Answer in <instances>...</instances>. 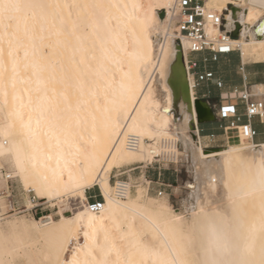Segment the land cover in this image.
Listing matches in <instances>:
<instances>
[{"label": "bare ground", "instance_id": "obj_1", "mask_svg": "<svg viewBox=\"0 0 264 264\" xmlns=\"http://www.w3.org/2000/svg\"><path fill=\"white\" fill-rule=\"evenodd\" d=\"M9 2L19 7L0 16V161H10L38 198L77 195L83 205L73 216L61 212L59 221L51 216L33 220L32 227L15 226L8 253L43 239L46 264H227L232 257L208 250L205 236L210 225L230 221L238 208L255 212L264 203V143L205 150L193 136L197 115L185 64L188 43H176L172 30L177 0ZM206 3L226 11V28L238 30L234 42L242 63L264 58V0H248L247 6ZM160 31L163 41L157 39ZM181 80L188 83V100ZM131 133L141 138L136 150L125 145ZM171 136L174 148L180 140L192 142L202 183L215 187L219 179L223 187L205 205L200 183V211L190 218L175 214L170 204L147 202L145 187L123 199L113 195L112 170L153 160L161 151L159 139ZM95 185L105 201L100 212L84 201ZM71 238L77 243L65 257ZM27 253L22 256L29 258Z\"/></svg>", "mask_w": 264, "mask_h": 264}, {"label": "rangeland", "instance_id": "obj_2", "mask_svg": "<svg viewBox=\"0 0 264 264\" xmlns=\"http://www.w3.org/2000/svg\"><path fill=\"white\" fill-rule=\"evenodd\" d=\"M206 1V0H205ZM234 1L239 4H243L244 6L248 5V0H229ZM228 6L232 9V4H228ZM236 6V5H235ZM226 14V11L223 12ZM177 25L175 23V18L172 19V30L175 34ZM228 30V29H227ZM231 31V30H229ZM234 30H232L233 32ZM163 32V31H162ZM160 33V34H159ZM157 35V39L159 41L164 40V33L161 34V31ZM236 39L239 38L235 37ZM179 41L176 39V43ZM241 51V50H240ZM238 57V62L240 59V52H235ZM242 53V52H241ZM209 58V57H208ZM211 60L208 59L205 63L209 65ZM233 60H225L221 63V70L226 74L230 75L232 79H237L241 75L238 72L237 68L229 67L228 64ZM261 62V63H259ZM245 63H255L251 65H264V58L259 59L257 56L248 57ZM255 72V77L261 75L257 70ZM205 90L204 87L200 88V92ZM225 92V91H224ZM224 96H230L231 94L223 93ZM235 97L234 94L231 95ZM221 121V130L225 125L222 124ZM191 130L188 133L191 135ZM193 133V129H192ZM230 139H227L226 136L221 134L220 140L217 142H208L210 145L216 143L218 145V149L224 148L228 145H238L241 144L240 141L235 137L233 133H229ZM172 137V136H171ZM164 138V137H163ZM162 138V139H163ZM176 137H172L169 147L172 152L179 158V164L177 165V172L179 177L178 181L175 182L172 186L159 185L152 182L153 177L159 171H174L173 169L164 168L163 165L153 164L149 165L148 163L154 161L153 160H141L137 162H133L130 164H122L120 166L115 167L110 173V182L114 185V181L120 178H128L131 180L134 185L132 194H135L139 187L147 188V202L150 198H153L156 203L170 204L171 209L178 215H185L187 218L191 217L192 212H199V203L203 199L205 205H208L214 202L218 197L222 194V184L220 180L216 182L215 187L208 186L207 183L201 182V175H199V166L195 164L194 154H193V144L192 142L180 140L178 146L176 148L173 147V142ZM161 139V140H162ZM161 140L159 139L158 143L161 144ZM228 143V144H227ZM192 144V145H191ZM204 147V146H203ZM212 149V148H205ZM161 150V145H160ZM161 154V151L159 155ZM194 161V162H193ZM196 168H195V167ZM197 170V171H196ZM198 172V173H196ZM200 183H202V190L205 191L203 193V198L198 199L195 192L198 187H200ZM196 185V189L188 188V185ZM165 190L164 193L168 195L159 196L158 191ZM201 190V191H202ZM202 191V192H203ZM29 192V193H28ZM0 194L6 198L4 205V210L0 216V264H22V262H35L37 264H46V260L44 258V251L46 250V242L43 239H35L31 242L25 243L21 248L14 247L15 255H11L8 253V249L12 246V240L16 235L15 226L20 223L26 222L29 226L32 227L33 220L46 216L52 215L56 221L61 219V212L65 216H73L76 211H78L82 207V201L77 197V195H68L61 199H56L52 201H47V199L38 198L32 190H26L13 167L11 166L10 161L2 159L0 161ZM101 190L98 185L93 186L92 188L87 189L86 195H96V199L100 198ZM102 196V195H101ZM209 197V198H208ZM94 198H92L93 200ZM91 200V199H90ZM199 200V201H198ZM86 203V200H84ZM7 209V210H6ZM144 239L147 240L153 246H157V242L151 237L150 234H145ZM79 241H83V238H79ZM77 240L75 238L70 239V243L67 245V252L64 255L68 256L69 252L72 250L74 245H76ZM27 251L29 258L26 256H22L24 252Z\"/></svg>", "mask_w": 264, "mask_h": 264}, {"label": "built area", "instance_id": "obj_3", "mask_svg": "<svg viewBox=\"0 0 264 264\" xmlns=\"http://www.w3.org/2000/svg\"><path fill=\"white\" fill-rule=\"evenodd\" d=\"M174 18L177 25L176 39L181 41V38H184L188 43V55L187 58L185 56V64L188 75H191L193 79L195 98L197 99L198 87L203 83L212 82L221 89L224 88L225 82L222 78L216 77L213 71H198L199 61L195 57L199 54L208 53L210 58L205 56L203 58L205 63L208 59L218 61L222 55L240 52L234 42L235 38L232 36V31L227 30L225 26V14L208 7L205 0H177ZM245 67L246 64L241 61L239 67L242 79L241 87H236L229 92L235 97L221 95L217 117L221 121H227L222 127L221 134L223 136L230 139L229 133L231 132L241 144L245 143L257 147L264 142V129L259 130L257 127V125H264V81L251 83ZM259 135H262V141L257 140ZM197 138L201 143L198 130ZM171 139L172 137H164L161 140V154L155 157L154 161L148 163L149 165L155 163L177 172L176 167L180 157L178 158L170 151L169 142ZM216 139L215 135L210 136V142H215ZM140 142L141 138L136 134H127L125 137V145L130 150H136ZM132 189L133 184L129 177L116 179L113 185V195L118 199H123ZM164 191L159 190L157 193L161 196ZM101 195L99 199H96V195L87 196L86 203L91 211L100 212L104 208L105 201ZM92 198L94 199L92 200ZM51 216L46 215L42 218H50Z\"/></svg>", "mask_w": 264, "mask_h": 264}, {"label": "clouds", "instance_id": "obj_4", "mask_svg": "<svg viewBox=\"0 0 264 264\" xmlns=\"http://www.w3.org/2000/svg\"><path fill=\"white\" fill-rule=\"evenodd\" d=\"M205 242L211 252L231 256L227 264H264V203L255 212L240 207L230 221L210 225Z\"/></svg>", "mask_w": 264, "mask_h": 264}, {"label": "crops", "instance_id": "obj_5", "mask_svg": "<svg viewBox=\"0 0 264 264\" xmlns=\"http://www.w3.org/2000/svg\"><path fill=\"white\" fill-rule=\"evenodd\" d=\"M236 53L228 54V55H222L218 61H210L209 65L207 63L203 62V58L205 56L210 58V55L208 53L204 55H196V59L199 61V68L198 71H213L218 78H222L225 82L224 88H220L217 85H215L212 82H206L203 83L200 87L197 89V98L203 100L208 106L211 107L213 113H214V120L201 123L195 126V124L192 125L193 129V136L197 138V130L199 132L200 140L202 146L205 148H217L218 145L216 143L209 144L210 142V136L215 135L217 137L216 141L220 140L221 138V119H218L217 117V111L219 109V106L221 104V95L223 93H228L232 91L234 88H240L242 84L241 75L237 79H232L230 75L226 74L221 70V63H223L225 60H233L231 63L228 64L229 67H235L238 69V72L240 73L239 67L241 65V61L238 62V57L235 55ZM242 55V53H241ZM243 60V57H242ZM244 62V60H243ZM245 63V62H244ZM261 63V62H259ZM255 63H246V73L248 74L249 80L251 83H262L264 81V65H251ZM255 70H257L261 75L255 77ZM241 74V73H240ZM204 87L205 90L203 92H200V88ZM225 91V92H224ZM224 96V95H223ZM223 125L227 123V121H222ZM197 124V123H196ZM259 130L264 129V125H257ZM197 128V130H196ZM257 140L262 141L263 137L262 135H259L257 137ZM264 143V142H262ZM261 143V144H262ZM178 173L175 171H160L153 177V182L159 185H173L175 182L178 181Z\"/></svg>", "mask_w": 264, "mask_h": 264}, {"label": "water", "instance_id": "obj_6", "mask_svg": "<svg viewBox=\"0 0 264 264\" xmlns=\"http://www.w3.org/2000/svg\"><path fill=\"white\" fill-rule=\"evenodd\" d=\"M161 17H164V13H161ZM232 36L238 37L239 33L238 30L237 31H233L232 32ZM180 48V44L178 45ZM181 92L185 95L186 99L188 100L189 96V86L186 80H181ZM194 107H195V111H196V115H197V124H201V123H205V122H209L214 120V113L211 109L210 106H208L203 100L197 98L194 101Z\"/></svg>", "mask_w": 264, "mask_h": 264}, {"label": "snow or ice", "instance_id": "obj_7", "mask_svg": "<svg viewBox=\"0 0 264 264\" xmlns=\"http://www.w3.org/2000/svg\"><path fill=\"white\" fill-rule=\"evenodd\" d=\"M18 7L19 5L11 3L9 0H0V16L4 13L17 9ZM73 264H75V261H73Z\"/></svg>", "mask_w": 264, "mask_h": 264}]
</instances>
